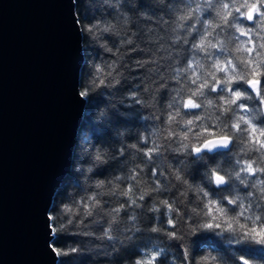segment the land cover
I'll return each instance as SVG.
<instances>
[{
	"label": "clouds",
	"instance_id": "obj_1",
	"mask_svg": "<svg viewBox=\"0 0 264 264\" xmlns=\"http://www.w3.org/2000/svg\"><path fill=\"white\" fill-rule=\"evenodd\" d=\"M72 5L83 106L53 264H264V0Z\"/></svg>",
	"mask_w": 264,
	"mask_h": 264
},
{
	"label": "water",
	"instance_id": "obj_2",
	"mask_svg": "<svg viewBox=\"0 0 264 264\" xmlns=\"http://www.w3.org/2000/svg\"><path fill=\"white\" fill-rule=\"evenodd\" d=\"M72 9V0H0V264L54 262L48 198L68 171L83 106Z\"/></svg>",
	"mask_w": 264,
	"mask_h": 264
}]
</instances>
